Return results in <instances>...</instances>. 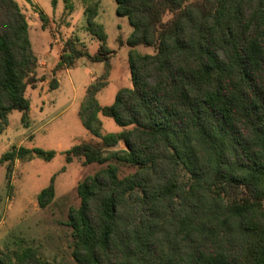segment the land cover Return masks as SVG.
Returning a JSON list of instances; mask_svg holds the SVG:
<instances>
[{"label": "trees", "instance_id": "obj_1", "mask_svg": "<svg viewBox=\"0 0 264 264\" xmlns=\"http://www.w3.org/2000/svg\"><path fill=\"white\" fill-rule=\"evenodd\" d=\"M131 31L125 41L131 87L109 105L86 87L78 116L100 144L79 142L65 162L113 161L76 186L68 212L73 259L79 264H264V0H114ZM171 17L162 20L164 13ZM15 0H0V132L7 115L26 117L25 89L38 59ZM98 41L89 54L67 43L52 73L86 56L108 69L106 35L88 13ZM153 46L138 54L134 46ZM57 86L53 77L50 87ZM98 113L126 129L101 133ZM119 141L125 148L110 149ZM52 149L12 146L0 163ZM118 163L132 171L118 176ZM52 181L37 194L43 207ZM0 264H49L26 247Z\"/></svg>", "mask_w": 264, "mask_h": 264}, {"label": "rangeland", "instance_id": "obj_2", "mask_svg": "<svg viewBox=\"0 0 264 264\" xmlns=\"http://www.w3.org/2000/svg\"><path fill=\"white\" fill-rule=\"evenodd\" d=\"M27 21L31 49L38 59L35 76H43L25 89L29 100L26 117L12 110L0 132V156L12 146L52 149L50 160L40 157L14 159L0 163V257L9 255L13 263L16 253L28 247L49 264H79L72 255L71 227L67 225L68 212L79 206L77 184L86 176L113 161L83 164V157L65 162L64 151L75 143L100 144V138L89 133L78 116L79 105L86 87L91 83L104 85L97 91L99 105H109L116 91L131 87L127 53L124 42L131 26L125 16L117 15L114 0H15ZM93 10V21L102 27L105 44L110 50L108 69L101 61H90L86 56L75 58L71 66L55 74L52 67L61 53L68 52L67 43L93 54L99 41L88 32L86 19ZM171 17L166 12L162 20ZM138 54H151L153 46L139 44L133 47ZM57 81L50 87L52 78ZM101 133H117L127 127L117 125L109 116L98 114ZM125 148L119 141L110 149ZM118 176L132 171L130 166L118 163ZM53 197L45 206H39L37 194L50 182ZM264 203V201H263Z\"/></svg>", "mask_w": 264, "mask_h": 264}, {"label": "crops", "instance_id": "obj_3", "mask_svg": "<svg viewBox=\"0 0 264 264\" xmlns=\"http://www.w3.org/2000/svg\"><path fill=\"white\" fill-rule=\"evenodd\" d=\"M98 114H100V113H98ZM98 117H99V115H98ZM99 119H100V117H99ZM101 121V120H100Z\"/></svg>", "mask_w": 264, "mask_h": 264}]
</instances>
